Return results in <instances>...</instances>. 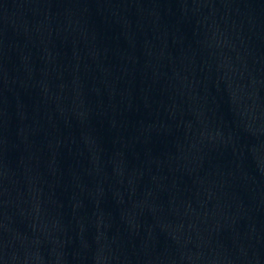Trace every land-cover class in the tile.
<instances>
[{"label": "water", "instance_id": "1", "mask_svg": "<svg viewBox=\"0 0 264 264\" xmlns=\"http://www.w3.org/2000/svg\"><path fill=\"white\" fill-rule=\"evenodd\" d=\"M0 264H264V0H0Z\"/></svg>", "mask_w": 264, "mask_h": 264}]
</instances>
